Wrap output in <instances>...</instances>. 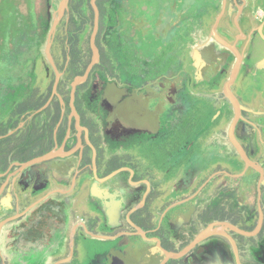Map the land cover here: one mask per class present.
<instances>
[{"label": "flooded vegetation", "instance_id": "obj_1", "mask_svg": "<svg viewBox=\"0 0 264 264\" xmlns=\"http://www.w3.org/2000/svg\"><path fill=\"white\" fill-rule=\"evenodd\" d=\"M144 1L141 4L149 7L150 3L146 2L150 0ZM115 2L109 0L104 4L110 21L107 26L112 24L115 10L114 27L124 30L119 23V11L113 7ZM158 2L161 8L153 21L147 12L140 13L139 17L133 16L132 25L126 29L133 33L118 63L125 64L130 89L117 85L112 89L109 84L97 105L91 101L87 88L95 76L103 81L109 75L117 84L121 80L103 46L106 28L102 32L100 29L97 38L100 64L105 59L112 70L109 66V70L94 68L89 80L78 87L75 111L71 107V84L75 79L67 87L68 102L61 95V98L55 96L62 106L60 120L45 137L43 132L39 133L42 137L35 150L38 155L31 160L54 150L63 149V152L51 161L27 169L15 165L11 168L12 163L9 173L8 169L0 174L23 175L29 184L26 189H19L18 202H26L29 197L35 199L28 207L19 203L20 217L14 221L10 219L17 213L13 214L8 201H4L0 209V225L5 223L0 233V264H163L167 260L166 264H264V0H174L169 28L178 29L164 45L162 18L167 13L162 11V0ZM70 5L71 0L66 11L67 26L71 19ZM49 16L48 13L47 19ZM186 18L193 20V24L179 27ZM137 20L141 22L139 27L135 24ZM205 29L209 31V42L194 51L196 55H192L190 64L187 62L184 68L179 63L184 50L193 41L197 42L195 36ZM214 31L222 40L236 46L242 56L233 86L242 106L234 137L248 160L259 169L248 165L230 136L235 112L226 97L225 85L237 57L218 41ZM66 44L68 56L61 81L71 63L70 45ZM145 45L152 49L150 56ZM164 50L176 64L162 73ZM191 68L193 74L188 71ZM226 77L222 86L225 102L217 109L210 96ZM187 83L197 89L208 88V97L199 96L198 102L193 101L191 106L210 100L209 128L215 129L201 146L198 137L185 150L178 153L171 150L165 163L167 168L162 170L159 162L165 151L162 146L167 143L164 138L189 109L170 114L166 110L176 104L189 105L192 95ZM83 93L85 98L81 97ZM52 101L50 98L28 121L42 112H56L54 107L50 108ZM228 110L232 111V117L217 124ZM170 119L175 121L172 127L165 123ZM35 120L39 122L38 128L49 130L53 117L44 115ZM223 129L234 154L223 146L219 153L202 158L200 164L198 159L204 154V147ZM43 146L51 149L40 154ZM118 147H126V151L120 153ZM195 166L200 167L201 173L193 172ZM191 175L198 176L191 181ZM218 177H223L225 184L215 189L213 182ZM227 180H238V187L227 185ZM82 192L85 213L77 215L74 205ZM216 193L220 194L212 198ZM211 225L214 235L185 257L168 259L169 253L182 251Z\"/></svg>", "mask_w": 264, "mask_h": 264}, {"label": "trees", "instance_id": "obj_2", "mask_svg": "<svg viewBox=\"0 0 264 264\" xmlns=\"http://www.w3.org/2000/svg\"><path fill=\"white\" fill-rule=\"evenodd\" d=\"M106 1L98 3L101 11V32L109 23L107 15ZM8 18L0 22V174L5 173L12 163H24L38 154L35 153L37 142L42 137L39 133L52 132L58 124L62 108L58 98H55L51 105L56 112L46 111L35 116L40 119L42 116L53 117L49 130L38 128L39 122L34 118H29L44 108L49 102L53 86L55 83V73L53 72V80L43 79L45 87H42L40 78L44 75L41 46L46 41L49 32V22L41 18L39 20L38 13L35 10V3L29 2L30 18H26L20 12V7L13 2H7ZM71 19L67 26V32L63 37L57 35L54 44L61 42L64 46L68 42L70 45L71 63L66 72L64 80L60 82L59 94L68 102L70 91L67 87L77 76L84 75L89 63L91 48L87 47L86 41L90 29L94 26V10L90 0H71ZM115 12V10H114ZM113 16L112 24H115ZM5 24V28L1 27ZM51 25V24H50ZM51 29V28H50ZM84 39V40H83ZM83 43V45H82ZM89 53V54H88ZM106 55V53H105ZM67 50L63 52V65L57 63L59 70H65L67 61ZM107 59L110 60L108 55ZM174 59L169 56V52H162V73L172 69L175 65ZM112 70L111 64L103 62L96 66L95 70ZM112 67V68H111ZM178 68V66H177ZM41 69V70H40ZM42 82V83H43ZM87 86V85H85ZM85 86L81 87L83 90ZM212 105L210 100L204 99L194 106H190L189 110L180 118L177 127L168 132V136L164 138L167 142L162 146V170H166L165 163L167 157L171 156V150L178 153L188 148L190 142L201 137L199 146L211 135L213 128H209L211 124ZM232 111L228 110L223 113L220 121L230 119ZM226 118V119H225ZM25 123V127L21 125ZM180 126V127H179ZM188 141V142H187ZM51 149V146H43L41 153H45ZM192 155V154H190Z\"/></svg>", "mask_w": 264, "mask_h": 264}, {"label": "rangeland", "instance_id": "obj_3", "mask_svg": "<svg viewBox=\"0 0 264 264\" xmlns=\"http://www.w3.org/2000/svg\"><path fill=\"white\" fill-rule=\"evenodd\" d=\"M15 3V5L20 7V12L22 14H24V16L28 19L30 18V13H29V2L30 1H35L36 4V10L38 13V17L39 20L41 18H43V20H46L47 22H49V30L51 28V25L53 24L54 20H56L58 18V16L60 15L59 13H61V9H62V15H61V19L57 28V33L55 38L57 37V35H61L63 37V34L67 27V21H68V16L66 14V11L69 9V6L67 9L63 8V4L65 2V0H0V22L3 20L6 22L8 16V10L6 9V7L8 6L7 2H13ZM131 2L129 3V0H116V2L114 3L113 7H117L116 11H119V23L123 24V28L124 30H122V27L119 28V31L117 30L116 27H114V24L112 25H108L105 29V32L102 36L103 38V46L105 47V49L107 50V52L109 53L113 64L117 67V71H116V75L121 77V80L119 81V83L117 84L116 80L115 82H113L112 78H109V75L105 78V80L100 81V79H98L97 76H95V78L92 80V83L90 84V86L87 88L89 90V95H90V99L91 101H93L95 104L96 102L100 101V99L102 97H104L103 95L105 94V90L107 89L108 85L110 84V88L113 89V87H115V85H117L120 88H124V89H130V78L128 77V74L126 72V70H124V66L125 64L118 63L120 62L119 59L120 58V54L121 51L126 52L125 51V46L130 44L129 41V37H131V33L133 32H128V29L131 25H132V20L135 19V17H139L140 13L142 15V13H146L148 15V18L150 19V21H153L156 16H158V10L161 8L159 5L158 0H150L149 2L146 3H150L149 7H147L146 4H141V3H145L144 0H130ZM153 3V4H152ZM131 4V6H130ZM140 4V5H139ZM143 5V6H142ZM174 5V0H162V11L167 13L166 18H162V45L165 44V42H168L171 38H172V34L176 29H178V27L174 28L173 30H170L169 28V23L172 19V16L174 15V9L173 6ZM138 7L139 9H133V7ZM160 7V8H159ZM159 8V9H158ZM136 11V12H134ZM48 13H49V19H47L48 17ZM113 15H114V19H116V13L113 11ZM135 16V17H133ZM150 16V17H149ZM121 19V20H120ZM141 21V20H140ZM148 21V20H147ZM174 21V19L172 20ZM110 22V21H109ZM187 22V23H186ZM193 24V20H190L188 18L182 20V24L179 25V27L181 26V28H185L187 27V24L189 23ZM141 22H139V20L136 21V26H140L138 24H140ZM143 23V22H142ZM148 23V22H147ZM153 23V22H150ZM51 24V25H50ZM109 24V23H108ZM196 26L198 27V25L196 24ZM1 27L3 29L5 28V24H1ZM180 28V29H181ZM179 31V30H177ZM49 32V31H48ZM93 32V28L90 29L89 35L86 39V41L90 42V38ZM169 33V34H167ZM175 33V32H174ZM173 33V34H174ZM120 34H123L122 36ZM171 34V35H170ZM48 35V34H47ZM158 35V33H157ZM122 37V40L119 41V38ZM198 41H193L191 43V47L190 45L188 46V48L186 50H184V55L182 58H180L181 60H179V63L182 64V66L184 65V68H187V62L190 64L191 62V58L192 55L195 56L196 52L194 51H198L199 49L201 50L208 42H209V31H207V29H205V31H201V33H199V35L195 36ZM47 40L48 37L46 39V41L44 42V44L41 46V56H42V64L43 66L41 68L44 69V75L40 78V82L41 85H43L42 87H45L43 79H46L49 81L53 80L52 76H53V68L51 67L50 63L48 62V58L46 55V48H47ZM198 46H196L197 44ZM2 44V38L0 39V45ZM86 49L87 47H90V44L86 43ZM146 51L148 53V56H150L151 54V48H148L146 45ZM68 49L67 44H63L61 42L57 43V44H53L52 47V55L56 60V63L63 65V52L64 50L66 51ZM89 54V53H88ZM89 56L91 57V53L89 54ZM125 56V55H124ZM41 70V69H40ZM189 73L193 74V70L191 68V71L188 70ZM61 72V71H60ZM228 77V76H227ZM227 77L225 78V80L222 82L220 88L218 90H215L213 95H211V99L214 101V106H216L217 109H219L220 107L223 106V103L225 102V98L223 95V83L226 81ZM43 82V83H42ZM241 82V81H240ZM113 83V84H112ZM248 83V80L246 81V84ZM187 86H189L190 91H191V95L192 98L190 99L191 102L189 103V105H181V106H177L176 105H172L170 107H167L168 111L167 113L170 114L171 112H176V110L178 111H186L190 108L191 104L193 101L198 102L196 99L200 97H208L207 94L208 93V88H201L199 87L197 89V86L187 83ZM81 97H86V94L83 93ZM97 105V104H96ZM174 119H170L168 122H165L166 125H169L172 127V125L175 123V121H173ZM226 126V125H225ZM25 127L22 126V128ZM124 139H126L124 137ZM224 142V144H223ZM225 147V149L227 150V152H230V154H234L232 148L230 147V145L226 142V136H225V132L224 129L217 131L214 134V137L210 140V142L207 144V146L204 147L203 155H200L199 159L200 160V164L201 161L203 160L202 158H205V156H210V155H215L217 153H219L220 151H222L221 147ZM116 150H118L120 153H123L124 151H126V147H118ZM215 163V167H216ZM200 166V165H199ZM214 167V170L216 169ZM193 172H200V167L195 166L193 169ZM199 173V174H200ZM198 175H191V181L194 180V178H196ZM186 183V182H185ZM214 188L217 189L218 186H221L224 182L223 177H218L217 179L214 180ZM227 185L228 183L230 184L231 187H238L239 181L238 180H227ZM178 187L180 186L179 184H176ZM223 187V186H222ZM228 187V186H227ZM220 193H216L213 194L214 197L212 198H217L218 195ZM216 202V201H215ZM85 213V211H84ZM77 215H83L80 211L78 212ZM197 219V217H196Z\"/></svg>", "mask_w": 264, "mask_h": 264}, {"label": "water", "instance_id": "obj_4", "mask_svg": "<svg viewBox=\"0 0 264 264\" xmlns=\"http://www.w3.org/2000/svg\"><path fill=\"white\" fill-rule=\"evenodd\" d=\"M98 1L99 0H91V6L94 10V27H93V32L90 38V47H91V51H92V58H91V62L87 67L86 72L84 73V75L82 76H78L75 78V80L72 82L71 84V107L72 109L75 111V99H76V93L78 90V87L80 85L85 84L92 72L94 71V68L100 64L101 62V52L100 49L97 45V38L98 35L100 33V29H101V12L98 6ZM69 2L70 0H65L64 4H63V8L67 9L69 6ZM60 15L58 16V18L56 20H54V24L49 32L48 35V40H47V48H46V55L48 58V62L50 63L51 67L53 68L54 72H55V83L53 86V92H52V97H51V101L55 98V96L60 97V94L58 92V88L63 76V73L60 72L55 59L52 55V47L54 44V40H55V36H56V32H57V28L61 19V15H62V9H61V13H59ZM223 16V13L218 17L217 19V25L221 20V17ZM214 34L216 36V38L218 39V41L220 43H222V45H224L225 47L229 48L232 52L235 53L236 57H237V61L235 63V66L233 67L231 76L229 81L226 83L225 85V94L226 97L230 100V102L232 103L233 107H234V112H235V117L231 123L230 126V136L232 138V142L234 143V145L236 146L238 152L240 153V155L246 160V162L248 163V165H252L253 167H256L257 169H259L260 167L257 166L256 164L250 162V160H248L244 150L242 149V147L240 146V144L236 141L235 137H234V131L236 129V126L238 124V122L241 119L242 116V106L238 100V98L235 96L234 92H233V86L238 78L239 75V71H240V66L242 64V56L239 54L236 46L230 45L228 44L226 41L222 40L214 31ZM61 98V97H60ZM48 106V105H47ZM76 115V112H75ZM23 126V125H22ZM21 126V127H22ZM63 152V149L61 150H54L44 156L35 158L27 163L21 164V163H16L15 166H20L21 169H27L30 168L34 165L37 164H41L43 162H48L51 161L53 159H55L56 157L59 156V154ZM6 175H0V177H3ZM9 176V175H8ZM1 196V195H0ZM30 198V197H29ZM18 218L14 217L11 218L10 221H14ZM31 231V229L29 230ZM215 234V230L213 229V225H211L210 227H208L207 229L203 230L197 237L196 239L186 248H184L182 251L178 252V253H169L168 254V259L172 258V259H181L183 257H185L187 254H189L193 249H195L200 243L204 242L206 239H208V237L212 236ZM168 261V260H167ZM165 261L163 264H166ZM129 264V263H126Z\"/></svg>", "mask_w": 264, "mask_h": 264}, {"label": "crops", "instance_id": "obj_5", "mask_svg": "<svg viewBox=\"0 0 264 264\" xmlns=\"http://www.w3.org/2000/svg\"><path fill=\"white\" fill-rule=\"evenodd\" d=\"M16 163H20V162H15L11 168L16 164ZM11 168L8 170V173L11 171ZM6 173V174H8ZM18 172L13 173L12 175H6L3 177H0V209L2 208V206L4 205V201H8L7 206H10L12 208V212L13 214L16 212V218L20 217L19 215V210L22 209L21 206H19V203L23 204V207H28L31 203H33V201L35 200L34 197H30L26 202H18L19 196L21 197L20 191L19 189H26L27 188V184L26 181H24L23 179V175H16ZM11 186V188L6 189L8 186ZM31 188V187H30ZM12 189V190H11ZM83 194L77 199L75 205H74V209L76 211V214H78V212L80 211L81 213L84 211V204H85V197H84V192H82ZM12 198H16V200H12ZM17 201V202H16ZM0 222H1V218H0ZM5 224V223H4ZM3 223L0 225V233L1 230L3 228ZM77 229V226H75L74 230ZM0 238H2L0 236ZM0 246H1V239H0ZM2 248L0 247V252H1Z\"/></svg>", "mask_w": 264, "mask_h": 264}]
</instances>
